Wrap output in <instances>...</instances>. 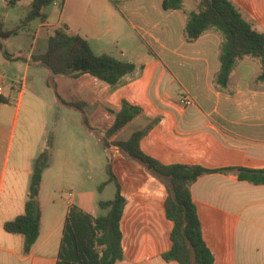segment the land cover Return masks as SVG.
Wrapping results in <instances>:
<instances>
[{
	"label": "crops",
	"instance_id": "obj_1",
	"mask_svg": "<svg viewBox=\"0 0 264 264\" xmlns=\"http://www.w3.org/2000/svg\"><path fill=\"white\" fill-rule=\"evenodd\" d=\"M31 1L26 0L24 6L21 0H0V23L5 30H11L5 23L15 6L22 10L12 21V29L24 18ZM231 1L253 27L254 22H264V0ZM196 4L197 0H185L184 8L192 10ZM43 12L45 21L36 19L4 41L10 55L26 61L7 59L0 51V264H56L69 206L77 205L93 216L99 213L97 203L102 199H96L93 192H69L63 207L58 188L51 186V171L59 160L54 132L57 122L50 124L49 120L53 108L64 105L57 94L67 102L85 104L88 126L79 110L64 105L79 113L77 118L68 114L66 119L75 124L79 121L100 145L126 101L140 113L111 139L126 140L133 131L155 121L140 147L162 164L264 168V91H256L260 96L254 99L238 97L257 76L259 67L237 66L228 90L215 88L220 37L209 31L187 42L183 9H164L163 0H54ZM64 24V33L83 37L93 53L130 62L134 72L110 86L89 74L52 76L48 69L30 63L32 55L46 52L49 36ZM48 81L55 84L56 92ZM184 94L194 101L189 107L180 105ZM50 131L51 157L37 197L40 233L31 251L24 254L22 237L5 232L3 224L23 213L32 161L47 148ZM114 149L109 152L116 174L122 158ZM87 156L75 158L69 149L62 155V166L94 169L95 158ZM122 189L127 199L121 221L124 259L116 264H178L161 258L171 247L172 222L164 215L165 196L153 203L140 195L133 200L136 207L129 211ZM102 191L97 187L98 193ZM190 191L214 264H264V185L239 181L233 172L211 173L197 179ZM158 208L161 210L154 217L152 212ZM130 213L133 223L128 222ZM163 228L166 236L159 237ZM127 231L135 235L133 244L127 240Z\"/></svg>",
	"mask_w": 264,
	"mask_h": 264
},
{
	"label": "trees",
	"instance_id": "obj_2",
	"mask_svg": "<svg viewBox=\"0 0 264 264\" xmlns=\"http://www.w3.org/2000/svg\"><path fill=\"white\" fill-rule=\"evenodd\" d=\"M53 2L54 0H32L24 18L14 29L5 30L0 23V51L5 58L26 61L25 58L10 55L4 41L25 30L36 19L45 21L46 15L43 11ZM184 2L185 0H163V8L184 10L187 16L184 28L187 42H193L209 31L220 37V68L214 79L215 88L221 91L228 90L230 77L243 59L257 63L259 73L253 79V83L264 86V32L256 30L231 0H197L196 7L192 10H185ZM62 27L49 36L46 52L32 55L30 63L48 69L52 76L76 78L89 74L110 86L116 85L124 76L134 72V64L109 54L93 53L83 37L67 35L64 33L66 25ZM47 84L56 92L52 81H48ZM57 96L62 104L79 110L84 123L88 126L84 115L85 104L67 102L58 94ZM139 113L138 107L122 101L112 126L101 137L102 148L107 151L105 168L107 179L98 186V190L102 191L106 185L112 183L115 187L114 196L108 200L98 201L99 213L96 216L77 205L69 206L64 219L56 264H116L124 259L121 221L127 199L113 170L112 154L109 152L111 148L119 150L125 158L136 161L166 181L163 210L165 218L172 222V229L171 247L161 254L165 262L214 264V253L204 239L202 222L191 196L190 187L197 179L211 173L233 172L239 181L251 185H264V168L234 166L211 169L197 164L165 165L153 159L142 151L140 141L155 121L133 131L126 140L111 139ZM51 147L52 136L49 135L47 148L32 161L23 213L3 224L5 232L22 237L24 254L31 251L39 237L41 211L37 197L42 173L49 166Z\"/></svg>",
	"mask_w": 264,
	"mask_h": 264
},
{
	"label": "rangeland",
	"instance_id": "obj_3",
	"mask_svg": "<svg viewBox=\"0 0 264 264\" xmlns=\"http://www.w3.org/2000/svg\"><path fill=\"white\" fill-rule=\"evenodd\" d=\"M21 1L24 6L27 5L25 2L26 0ZM21 8L22 7L20 6H15L14 10L12 11V16L9 18V21L5 23L6 29H12L13 24L11 23L14 21L19 10H22ZM51 10L53 11L54 9ZM57 15L58 12H56V18ZM255 23L256 22H254V28L258 31L264 32V22L260 21L259 23L257 22V24ZM244 64L249 66L251 69L255 65L258 66L256 62L249 59H243L238 63L237 66H243ZM245 88V92L241 93L238 97L254 99L260 96L259 93H256V91H264V86L255 85L253 83V79L249 86H245ZM261 96L264 97V93H262ZM248 109L252 110L253 108L251 107ZM68 114L75 115L76 118L79 116L77 110L69 109L64 105L59 104L58 107L55 106L53 108L49 120L50 124H52L54 121L57 122L54 132L55 135H57V144L55 147L58 149L57 158L59 160V163L56 164V166L51 171V186H56L58 188V197L63 203V207L66 206V201L63 198L67 197L69 192L75 195L93 192L96 199L102 200L113 198L115 187L112 183L108 184L101 193L97 192V187L107 179V174L105 171L106 152L103 150L100 143L97 142L96 137L89 133L79 121L75 124L73 121L67 120L66 117ZM49 134H51L53 140V133L50 131ZM69 149L72 150L75 158H81L82 155L84 156V154H87V157H90L91 159L95 158V168H90V170H88L87 166L80 165H72L66 168L63 167L62 155ZM114 152L116 155L121 156L119 158H122V163L118 165L119 168H117L116 174L128 198L130 208L129 211H131V208L136 207L135 203L137 201L135 202L133 200H135L140 195H143L142 198H150L148 201L151 200L153 203L161 201L162 198H164L166 186V181L164 179L153 172L148 171L144 166L140 165L136 161L125 158L122 153H119L115 149ZM143 200L141 199L140 201ZM159 210L161 209L158 208V210L156 209L155 212H152L154 213V217L156 213H159ZM128 219H130L128 220L129 223H133V220L131 219V213ZM128 228L130 229V227ZM160 234L161 235H159V237L163 235L166 236L164 228ZM126 236L128 242L133 244L132 239L135 235L133 236L132 233L130 234V231H127ZM147 236L149 237V234H147ZM151 238H153L152 234Z\"/></svg>",
	"mask_w": 264,
	"mask_h": 264
},
{
	"label": "built area",
	"instance_id": "obj_4",
	"mask_svg": "<svg viewBox=\"0 0 264 264\" xmlns=\"http://www.w3.org/2000/svg\"><path fill=\"white\" fill-rule=\"evenodd\" d=\"M2 93H3V86H2V83L0 82V97L2 96ZM193 103H194L193 99H192L191 96H189L188 94H184V95L181 97L180 105H181L182 107H189V106H191Z\"/></svg>",
	"mask_w": 264,
	"mask_h": 264
}]
</instances>
